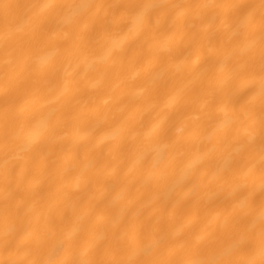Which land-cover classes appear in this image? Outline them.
<instances>
[{
    "label": "bare ground",
    "instance_id": "bare-ground-1",
    "mask_svg": "<svg viewBox=\"0 0 264 264\" xmlns=\"http://www.w3.org/2000/svg\"><path fill=\"white\" fill-rule=\"evenodd\" d=\"M0 264H264V0H0Z\"/></svg>",
    "mask_w": 264,
    "mask_h": 264
}]
</instances>
